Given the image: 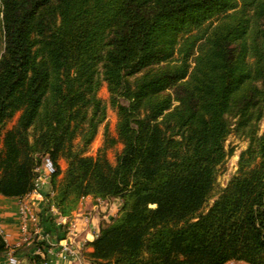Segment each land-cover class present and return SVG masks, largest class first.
Instances as JSON below:
<instances>
[{"label": "trees", "instance_id": "16d2710c", "mask_svg": "<svg viewBox=\"0 0 264 264\" xmlns=\"http://www.w3.org/2000/svg\"><path fill=\"white\" fill-rule=\"evenodd\" d=\"M102 81L117 136L91 156ZM232 130L249 145L208 205ZM46 155L44 233L82 197L120 200L93 264H264V0H0V195L31 192Z\"/></svg>", "mask_w": 264, "mask_h": 264}, {"label": "crops", "instance_id": "0c3cea01", "mask_svg": "<svg viewBox=\"0 0 264 264\" xmlns=\"http://www.w3.org/2000/svg\"><path fill=\"white\" fill-rule=\"evenodd\" d=\"M46 185V184H44ZM47 189L44 186L43 190ZM28 202L38 215V225L44 232L47 226L41 224L40 211L42 202L39 199L32 198L28 201L27 197L9 198L0 195V211L2 216L1 226L4 230L5 240L10 249L5 254H0V264H45L47 261L51 264H93L88 253L93 250L91 241L95 238L99 231L100 221H110L118 213L120 200L113 198L110 200L95 201L93 196L88 195L82 198L77 207L69 216L62 218V221H68L70 230L64 237L56 239L55 236L48 234L46 245H50L40 249L34 244V239L41 241V235L34 232L35 224L30 223L28 228V237L26 241L22 240L23 233L21 230V221L19 216V207L22 202ZM65 219V220H64ZM60 218H55V224H59ZM62 223V222H61ZM69 242L75 253L69 258H63L58 253L61 244ZM39 254L44 262L35 261L33 256ZM14 256L16 263H11L9 257ZM47 262V263H48ZM225 264H247L243 261L231 260Z\"/></svg>", "mask_w": 264, "mask_h": 264}, {"label": "rangeland", "instance_id": "374dc122", "mask_svg": "<svg viewBox=\"0 0 264 264\" xmlns=\"http://www.w3.org/2000/svg\"><path fill=\"white\" fill-rule=\"evenodd\" d=\"M97 96L98 98L101 99L102 104L105 105L106 107V116L104 121L101 122L100 125L98 126L94 139L92 140V142L85 151L86 155H91V156H95L97 154L98 149L103 145L106 135L108 139L116 138L117 136L116 133V123L118 119L117 111L110 104L109 92L105 81H102L97 91ZM17 117H18V113H16L12 118L8 119L5 122L2 133L13 126V124L16 122ZM261 130L262 129H259L258 134H261ZM74 143L75 146L78 145L79 137L75 139ZM248 145H249V140L238 136L233 130L227 136L225 141V147L226 149L233 148V152L231 155H229L226 158L225 162L222 165H220L218 168L216 187L213 193V197L208 201V205H210L213 202V200L218 196L221 188H223L227 184L229 179L233 175L239 173L238 170L239 158L241 153L247 149ZM121 148H122V144L120 141H117L115 144L107 148L106 156L111 163L115 162L116 155L120 152ZM59 163L63 171L66 167V161L64 159H59ZM93 198L95 199V201L101 200L95 197Z\"/></svg>", "mask_w": 264, "mask_h": 264}, {"label": "built area", "instance_id": "2783aa9c", "mask_svg": "<svg viewBox=\"0 0 264 264\" xmlns=\"http://www.w3.org/2000/svg\"><path fill=\"white\" fill-rule=\"evenodd\" d=\"M56 170V166L54 164V161L52 160V158L48 155H46L41 162V165L36 169L37 171V176L35 178V187L34 189L29 192L28 194H26L24 197H27L28 201H30L32 198L35 199H39L42 204L43 202H47V194L50 193V195L53 194V192L50 189V177L51 175L55 172ZM46 184V185H44ZM44 186L47 187V189L44 191L43 188ZM84 198V197H82ZM81 198V199H82ZM52 211L57 214V209L52 205L51 206ZM19 216H20V221H21V230L23 233V237L22 240L26 241L27 239H29L28 237V228H29V224L33 223L35 224V228L34 232L36 234L41 235L42 239H46L48 238V234L44 233L41 230V227L37 224L38 223V215L32 211V208L30 206V204L26 201V202H22L20 207H19ZM65 216H61L58 215L57 218H60V222L59 224H68V221H62V218ZM65 220V219H64ZM62 222V223H61ZM2 223V216H1V211H0V234L3 235L4 239H5V234H4V230L1 226ZM68 231L70 230V225H68ZM58 253L61 255V257L63 258H69L71 256L74 255L75 251L72 248L71 244L69 242L63 243L61 244ZM9 261L11 263H16L17 260L14 256H10L9 257ZM48 262V261H47ZM45 264H51L50 262Z\"/></svg>", "mask_w": 264, "mask_h": 264}]
</instances>
